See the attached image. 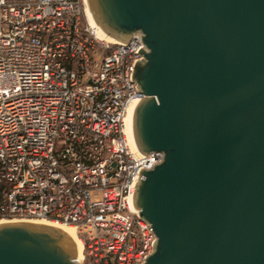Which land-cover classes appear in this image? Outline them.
<instances>
[{"label": "water", "instance_id": "1", "mask_svg": "<svg viewBox=\"0 0 264 264\" xmlns=\"http://www.w3.org/2000/svg\"><path fill=\"white\" fill-rule=\"evenodd\" d=\"M83 5L109 42L143 44L127 139L162 155L128 195L156 236L142 264H264V0ZM80 249L59 224L0 221V264H80Z\"/></svg>", "mask_w": 264, "mask_h": 264}, {"label": "built area", "instance_id": "2", "mask_svg": "<svg viewBox=\"0 0 264 264\" xmlns=\"http://www.w3.org/2000/svg\"><path fill=\"white\" fill-rule=\"evenodd\" d=\"M139 40L96 36L83 0H0V221L72 226L80 264H142L156 239L128 203L162 155L125 131Z\"/></svg>", "mask_w": 264, "mask_h": 264}, {"label": "bare ground", "instance_id": "3", "mask_svg": "<svg viewBox=\"0 0 264 264\" xmlns=\"http://www.w3.org/2000/svg\"><path fill=\"white\" fill-rule=\"evenodd\" d=\"M95 32V34H96V36H98L99 38H101V39H105L106 41H108L107 39H106V37H107V35H101L99 32H98V30L97 31H94ZM116 41V39H112V42H115ZM109 42V41H108ZM111 42V43H112ZM131 105V104H130ZM129 105V106H130ZM128 109H129V107H128ZM127 109V110H128ZM128 113V112H127ZM126 118H127V115H126V117H125V119H124V125H125V131H126V129H127V125H126ZM126 134H127V131H126ZM43 221H47V222H51V223H53V224H56V225H61V226H63V227H65V228H67V229H69L70 231H74V228L72 227V226H70V225H68V224H65V223H61V222H58V223H56V222H52V221H48V220H43ZM74 235H75V238L77 239V241L79 242V240H78V237H77V235H76V231H74ZM81 250V249H80ZM75 254H80V251H77ZM73 260H75V261H77V262H79L80 260H79V258H74Z\"/></svg>", "mask_w": 264, "mask_h": 264}]
</instances>
